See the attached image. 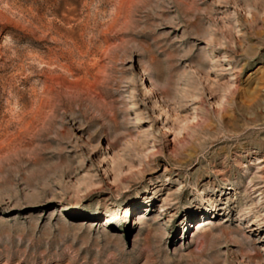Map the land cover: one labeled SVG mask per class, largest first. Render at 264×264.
<instances>
[{
  "label": "rangeland",
  "instance_id": "374dc122",
  "mask_svg": "<svg viewBox=\"0 0 264 264\" xmlns=\"http://www.w3.org/2000/svg\"><path fill=\"white\" fill-rule=\"evenodd\" d=\"M0 264H264V1L0 0Z\"/></svg>",
  "mask_w": 264,
  "mask_h": 264
},
{
  "label": "bare ground",
  "instance_id": "6f19581e",
  "mask_svg": "<svg viewBox=\"0 0 264 264\" xmlns=\"http://www.w3.org/2000/svg\"><path fill=\"white\" fill-rule=\"evenodd\" d=\"M262 1H264V0H262ZM225 111V110H224ZM222 113H223V110H222ZM219 118V117H218ZM221 119L223 120H220L219 119V124H218V126L220 127V128H224L225 126H227V124H228V122L226 121V120H229V118H228V116H225V115H221ZM212 127H209V125H206V126H204V127H202L201 128V130H200V133L202 134V135H207V134H212V132L214 133V131L211 129ZM217 131V130H216ZM215 134H216V132H215ZM226 134V133H225ZM205 140H208V139H205Z\"/></svg>",
  "mask_w": 264,
  "mask_h": 264
}]
</instances>
